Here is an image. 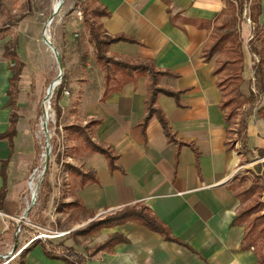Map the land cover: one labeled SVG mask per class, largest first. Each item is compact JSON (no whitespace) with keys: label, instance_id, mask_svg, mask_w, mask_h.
<instances>
[{"label":"crops","instance_id":"crops-1","mask_svg":"<svg viewBox=\"0 0 264 264\" xmlns=\"http://www.w3.org/2000/svg\"><path fill=\"white\" fill-rule=\"evenodd\" d=\"M74 1L78 4L84 0ZM100 2L110 12V15L101 17L106 30L111 34H127L140 42L113 43L111 52L152 59L159 67L178 74V77L163 76L160 83L163 87L184 89L182 105L165 93L159 95V103L177 137L193 143L194 147L182 146L177 156V146L169 142L156 116L150 119L145 132L142 130L140 122L145 114L147 85L145 75L140 74L136 83H127L102 100L104 76L98 65L101 75L97 82L89 74L87 80L75 88L73 117L77 114L82 117L77 121L83 123L92 118L101 120L93 127L94 139L113 147L119 155V169L110 171L101 153L74 140L75 153L69 158H73L76 162L73 164L78 167L94 170L99 183L90 182L81 187L76 181L72 195L55 189L48 200L53 194L57 195L55 209L58 215L65 212L70 215L69 211L84 212L87 217L83 221L80 218V227L127 205L144 202L167 224L172 234L189 247L164 240L161 234L128 221L103 228L95 236L75 238L77 242L85 240L90 249L111 233L120 232L128 241L117 243L113 252L102 251L89 257V249L75 250L86 256V264H258L253 250L242 249L244 226L233 225L242 204L230 185L237 184V176L247 168L252 171L257 163L264 162V157L258 154V149H264V118L256 108L248 119V146L253 153L242 152L240 144L235 149H227L228 123L220 108L223 95L217 85V76L213 74L218 55L208 62L203 57L205 43L217 17L225 10L227 0H169V4L165 0ZM261 17L263 21L264 16ZM6 37L0 38V134L9 128L12 112L9 89L14 61L5 55L8 41L17 38L16 50L26 66L18 51V36ZM51 39L55 41L53 34ZM244 55L245 82L241 88L248 95L245 86L249 87L253 79L250 73L253 56L246 52ZM24 68L16 95L19 118L12 151L8 139H0V172L3 161H7L5 177L0 173V190L4 185L7 189L0 208L1 250L8 245H17V233L4 237L2 233L13 223H23L17 217L24 208V193L29 188L32 171L38 166L39 145L34 122L40 120L39 106L30 109L21 97ZM85 70L90 71V68ZM55 198L52 197L53 204ZM76 198L92 214L83 211L80 205L75 210H59L62 200L69 202ZM43 205L45 208L44 202ZM26 264L71 263L46 257L42 247L37 245L28 253Z\"/></svg>","mask_w":264,"mask_h":264},{"label":"trees","instance_id":"trees-1","mask_svg":"<svg viewBox=\"0 0 264 264\" xmlns=\"http://www.w3.org/2000/svg\"><path fill=\"white\" fill-rule=\"evenodd\" d=\"M169 4V0H165ZM264 0H227V8L217 17L213 30L207 39L203 57L205 61H210L217 53L221 56L217 58V65L213 70V74L217 76V85L222 91V100L220 108L224 111V117L228 123L226 145L227 149H235L240 144V150L244 153H253L248 146V119L253 110L258 107V114L264 118V24L260 17L263 13ZM246 9V15L250 17L252 24V37L248 41L251 54L254 59V77L251 79L249 94L246 95L241 87L245 82V55L243 49V41L240 31L236 28V24L241 20L243 12ZM83 11L84 25L88 31L89 40L94 53L95 62L100 66L104 76V91L102 100H106L111 91L119 89L127 83H136L140 74L147 77L146 97H145V114L140 122L142 130L145 132L146 127L153 116L160 121L163 130L169 140L177 146V156L181 147L184 145L193 146L191 142H185L177 137L173 127L159 103V95L165 93L175 98L178 105H182L181 96L185 92L184 89L176 90L171 87H163L160 83L163 76L178 77V74L159 67L154 60L147 58L126 57L115 54L110 51V46L119 41H127L132 43H140L137 39L130 37L124 33H109L101 17L110 15L107 8L103 6L100 0H84L80 2ZM169 11L170 8H168ZM5 28H0V38H3ZM16 40H10L6 46L5 55L10 61H14L11 66L13 75L11 76V87L9 94L11 96L10 106L12 112L10 116V125L7 131L0 134V139H8L11 151L13 149V141L16 135V124L19 114L16 108V95L18 93V83L21 73L25 66V62L19 56ZM235 69L225 75L221 79L222 74L228 66ZM51 81H48L50 84ZM65 78L54 90L51 98V105L56 112V123L61 119L62 107L59 104L60 97L64 91ZM262 104V105H261ZM39 117L44 116V108L41 106L38 110ZM101 122L100 119H90L85 124L70 123L63 125L69 137L74 140H81L86 148L94 152L101 153L107 160L110 171L119 169L117 163L119 155L114 151L111 145L101 140L94 139L93 127ZM60 139H54L52 142L53 151H58L60 147ZM70 152L67 157H73L75 146L69 148ZM60 153V152H59ZM58 153L57 160L61 162L62 156ZM258 154L264 157V149H258ZM7 161H3L1 175H6ZM50 163H48V167ZM66 169L78 180L81 187L90 182L99 183V177L92 169H83L71 162H66ZM255 180L247 188H237V184H231L230 188L235 191V195L240 199L243 207L238 211L233 225H243L245 228L243 236L242 249L253 250L257 256L258 264H264V162L257 163L252 170ZM251 172V171H250ZM6 185L0 190V208L4 204L6 197ZM52 185L49 180V170L47 169L39 190L38 200H43L46 204ZM251 201L250 203H248ZM81 206L86 213L90 212L85 208L79 198L69 202H62L59 210H74ZM94 217V215H91ZM128 221H134L145 226L151 231L162 235L164 240L178 242L186 246L187 243L172 234L167 224L161 221L153 212L152 208L144 202L127 205L114 213L108 214L100 219H93L85 226L76 228L71 231L75 237H91L97 235L103 228L122 225ZM20 231L16 235L17 245L15 253L17 254L14 261L9 264H26V257L37 245L42 247L46 257L51 259H61L71 264H86V256L80 254L72 246L66 245L64 242H55L49 238L33 237L31 234L33 228L26 223H13L10 228L2 233L5 235L15 236L17 229ZM128 238L120 232L111 233L104 241L91 247L87 255L89 257L96 256L102 251L113 252L117 243L127 242ZM29 242V246L25 244ZM189 247V246H188ZM14 261V262H13ZM2 264V262L0 263Z\"/></svg>","mask_w":264,"mask_h":264},{"label":"rangeland","instance_id":"rangeland-1","mask_svg":"<svg viewBox=\"0 0 264 264\" xmlns=\"http://www.w3.org/2000/svg\"><path fill=\"white\" fill-rule=\"evenodd\" d=\"M54 2L55 0H0V28H5L4 34L8 38H16L17 36L19 38L18 51L26 61L21 97L25 100L26 105L29 106L30 109L36 108V106H39V108L43 106V108H45L44 100L48 94V81L51 80L52 82V80L56 79L59 75L61 61L63 68L62 80L65 78L64 91L59 100L62 106L61 119L56 123V112L51 105L49 107L51 116L49 117L47 128L43 125L41 120H39L38 123L34 122L39 151L37 153L38 166L32 171V174L36 171V183L39 185L44 170L47 171L48 169L52 190L54 191L56 189L57 192H61L62 194L65 193V195H68L70 193L72 195L74 183L77 181L79 185V182L72 173H69L65 164L68 161L71 163L75 162L73 158L67 157V154L70 152L69 148L74 146L75 137L70 138L68 132L64 130L63 125L74 122L77 124H85L77 121L82 119V117H78L77 114L73 117L75 88L77 85L79 86L82 82H85L89 74L93 76L92 78L97 82L101 72L98 69V64L95 62L88 31L83 22L84 17L80 3L76 4L74 0H64L61 10L58 11L50 24L49 20L54 14ZM248 5L249 4H246L242 18L236 24V28L241 33L244 52L251 53L248 41L252 37V24L248 21L246 16ZM260 19L264 24L262 17H260ZM47 25L51 35L53 34L54 36L55 41L52 40V43L60 53V61L56 53L52 50L51 44L43 35ZM217 55L219 57L221 53H217ZM254 59L255 57L253 56V64L250 68L252 78L254 76ZM87 67L90 68V71L85 70ZM234 69L235 67L231 65L228 66L226 71L222 74L221 79ZM246 76H250L249 73H246ZM249 87L245 86L247 93L249 92ZM35 95L39 97L37 100ZM43 119L46 118L44 117ZM56 138L60 139V147L58 151H53L52 142ZM47 139L51 144L49 167H46L47 157L43 155L46 152ZM76 142L77 144H83L81 140H77ZM58 153L62 156L61 162L57 160ZM250 171V168H247L237 176V188H247L253 180H255L256 173ZM39 190L40 186L36 202L26 215L29 204L27 201L29 200L31 202V189L27 188L24 193V195H26L23 200L24 208L22 213L17 217L19 222L26 223L33 228L31 234L33 237L49 238L55 242L62 241L77 250L89 249L85 240L77 242L75 239L76 237L69 233L82 225V222L79 221L81 217L82 221L87 217L85 213H78V211H74L73 213V211H69L70 215L68 212H65L64 215H58V210L55 209L58 198L57 195L54 194L52 197H56L55 203L53 204V199L50 197L46 203L45 210L43 207V200H38ZM250 202L251 201L248 203ZM241 207H243V204ZM39 213L41 216H39ZM24 215H26V217H24ZM75 221H78L80 224ZM25 246H29V242H27ZM16 259H14V261Z\"/></svg>","mask_w":264,"mask_h":264},{"label":"built area","instance_id":"built-area-1","mask_svg":"<svg viewBox=\"0 0 264 264\" xmlns=\"http://www.w3.org/2000/svg\"><path fill=\"white\" fill-rule=\"evenodd\" d=\"M247 19L249 22H251V19L249 16H247ZM50 106H51V99H48L46 96V99L44 100V107L47 110V108H49ZM44 117H45V115L40 118L43 125H45L44 120H46V119H43ZM35 175H36V171L30 176V180L28 181L29 189H31V200H32L34 195H36V197H37L38 189H39V186L41 183V181H40L39 185H37ZM34 190H35V192H34ZM19 231H20V228L17 229L16 233H18ZM15 246H16V243L13 244V246L8 245L5 250H1V246H0V261H2V264H9L11 260L16 258L17 254L15 253Z\"/></svg>","mask_w":264,"mask_h":264},{"label":"water","instance_id":"water-1","mask_svg":"<svg viewBox=\"0 0 264 264\" xmlns=\"http://www.w3.org/2000/svg\"><path fill=\"white\" fill-rule=\"evenodd\" d=\"M63 2H64V0H62V4H61V6L58 8V9H54V14H53V16L50 18V24L52 23V21L54 20V18H55V15L58 13V11L59 10H61V8H62V6H63ZM44 37H45V35H44ZM49 43H50V41H49ZM51 44V43H50ZM57 58L59 59V61H60V53H59V51H58V53H57ZM57 78H58V80L56 81V84H55V87L52 89V86H53V84H54V81H52L51 83H50V85H49V89H48V94H47V98L48 99H51L52 98V94L54 93V90L56 89V87L62 82V78H63V68H62V64H61V61H60V73H59V75L57 76ZM44 114H45V118H46V120H45V127L47 128V125H48V121H49V117H47V115H48V113H47V110L44 108ZM51 153V144H50V142H49V140L47 139V144H46V152L43 154L44 156H46L47 157V161H46V167L48 166V163H49V154ZM45 173H46V171L44 170V172H43V176H42V178H41V181H42V179H43V177H44V175H45ZM35 202H36V195H34L33 196V198H32V200H31V202L29 203V205H28V207H27V211H26V215L28 214V211L31 209V207L35 204ZM26 215H24V217H26ZM22 221V220H21Z\"/></svg>","mask_w":264,"mask_h":264},{"label":"bare ground","instance_id":"bare-ground-1","mask_svg":"<svg viewBox=\"0 0 264 264\" xmlns=\"http://www.w3.org/2000/svg\"><path fill=\"white\" fill-rule=\"evenodd\" d=\"M61 4H62V0H55L54 5H53V9H58L61 6ZM43 35H45V39L48 42L50 41L52 50L56 53V56H57L58 50H57L56 46L52 43L51 33H50V30H49L48 25H47V28L45 29ZM57 80H58V78H56V79L53 80L54 81V84L52 86V89L55 87V84H56V81ZM47 113H48L47 117H50L51 115L49 113V108H47ZM34 192H35V190H34Z\"/></svg>","mask_w":264,"mask_h":264}]
</instances>
